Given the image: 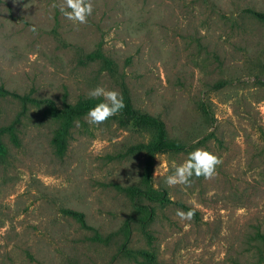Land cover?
<instances>
[{
    "label": "rangeland",
    "instance_id": "rangeland-1",
    "mask_svg": "<svg viewBox=\"0 0 264 264\" xmlns=\"http://www.w3.org/2000/svg\"><path fill=\"white\" fill-rule=\"evenodd\" d=\"M63 3L0 0V86L58 105L98 85L125 88L133 109L183 146L156 155L153 187L195 214L152 204L150 237L133 223L120 251L133 212L116 186L140 185L145 155L127 151L149 133L83 117L59 156L41 108L21 115L18 100L0 98V127L19 118L16 142L1 137L0 264H264V23L246 12L264 13V0H91L85 24L66 19ZM97 49L116 76L86 59ZM194 148L219 157L216 175L167 185Z\"/></svg>",
    "mask_w": 264,
    "mask_h": 264
},
{
    "label": "trees",
    "instance_id": "trees-1",
    "mask_svg": "<svg viewBox=\"0 0 264 264\" xmlns=\"http://www.w3.org/2000/svg\"><path fill=\"white\" fill-rule=\"evenodd\" d=\"M246 12L255 20L264 23V13L254 10H246ZM86 59L89 61H100L110 74L113 76L117 75L113 61L106 57L100 49L88 54ZM6 97H11L21 103V115L25 113L28 105H32L41 108L50 120L55 123L56 128L53 132L51 143L55 153L59 156H62L67 149V137L73 123L81 120L87 110L96 103V101H90L88 98H79L74 103H68L64 97L61 104L58 105L54 100L49 98L32 97L31 94L19 95L0 86V98ZM122 97L125 107L117 115L109 119H115L122 128L137 132H147L150 135V139L146 143L131 146L127 151L129 154L143 153L145 155L140 185L126 188L116 186L119 191L129 198L133 212V215L125 220L119 230L123 237L120 251L126 250L130 240V226L133 223L140 228L144 236L150 237L148 234V226L152 222L155 213L152 204L160 207L176 205L185 211L189 210L187 207L171 201L163 189H156L152 184V173L156 155L167 152H178L183 149V146L174 140L168 139L165 125L159 118L134 110L128 91L125 88L122 90ZM18 120L19 118L15 119L9 126L0 127V158H3L6 153L1 143V137L4 134H8L12 141L16 142L15 124L18 123ZM64 213L74 218L82 228L92 229L87 226L82 213L71 210H65ZM95 237L99 238L97 234Z\"/></svg>",
    "mask_w": 264,
    "mask_h": 264
},
{
    "label": "clouds",
    "instance_id": "clouds-1",
    "mask_svg": "<svg viewBox=\"0 0 264 264\" xmlns=\"http://www.w3.org/2000/svg\"><path fill=\"white\" fill-rule=\"evenodd\" d=\"M59 11L68 20L85 24L93 14V5L91 0H64ZM32 30L35 31V28ZM87 98L96 101L84 116V120L92 126L102 125L125 107L123 97L118 91L99 85L89 90ZM220 163L221 160L214 153L203 148H194L186 154L182 163L174 167L171 174L165 176V183L169 186L183 185L187 189L194 177L210 179L216 175ZM194 214L195 209L187 212L178 209L176 212L181 220H191Z\"/></svg>",
    "mask_w": 264,
    "mask_h": 264
}]
</instances>
